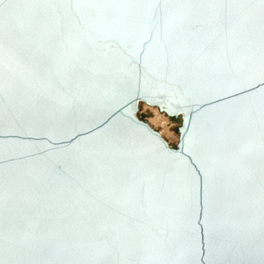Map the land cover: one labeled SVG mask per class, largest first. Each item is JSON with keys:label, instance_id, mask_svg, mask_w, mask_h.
Returning <instances> with one entry per match:
<instances>
[{"label": "snow or ice", "instance_id": "obj_1", "mask_svg": "<svg viewBox=\"0 0 264 264\" xmlns=\"http://www.w3.org/2000/svg\"><path fill=\"white\" fill-rule=\"evenodd\" d=\"M0 264H264V0H0Z\"/></svg>", "mask_w": 264, "mask_h": 264}, {"label": "bare ground", "instance_id": "obj_2", "mask_svg": "<svg viewBox=\"0 0 264 264\" xmlns=\"http://www.w3.org/2000/svg\"><path fill=\"white\" fill-rule=\"evenodd\" d=\"M143 110L144 111L150 110L151 112L154 113V116L149 118L150 124L159 128L165 136L167 133L168 138H169V136L173 135V132H172V126L173 125L170 124L168 118H166L164 115L160 114L156 109H153V108H149V107L144 106Z\"/></svg>", "mask_w": 264, "mask_h": 264}, {"label": "water", "instance_id": "obj_3", "mask_svg": "<svg viewBox=\"0 0 264 264\" xmlns=\"http://www.w3.org/2000/svg\"><path fill=\"white\" fill-rule=\"evenodd\" d=\"M144 106L149 107V108L156 109L160 114H162L157 108H154V107H152V106H150V105H148V104H143V105H142V111H144V110H143V107H144ZM145 111H149V110H145ZM177 111H178V113H179L180 110L177 109ZM162 115H164V114H162ZM164 116H165L166 118H168L170 124L173 125V126H172V132H173V135H172L170 138H168L167 136H165V135L161 132V130H160V132H161V135L164 136V137L166 138V140L168 141V143L171 145V144L175 143V142L179 139V133H177L176 131H173V129L180 125L181 120L183 119V114L180 113V114L177 115L174 119H173L172 117H169V116H166V115H164ZM152 117H153V116H152ZM149 118H151V117H149ZM149 118H148V121H147V122L149 123V125H150L152 128H154V129H159V128L153 126L152 124H150V122H149Z\"/></svg>", "mask_w": 264, "mask_h": 264}, {"label": "rangeland", "instance_id": "obj_4", "mask_svg": "<svg viewBox=\"0 0 264 264\" xmlns=\"http://www.w3.org/2000/svg\"><path fill=\"white\" fill-rule=\"evenodd\" d=\"M156 123V122H155ZM166 136L168 137V135H167V133H166ZM171 136H169V138H170Z\"/></svg>", "mask_w": 264, "mask_h": 264}]
</instances>
